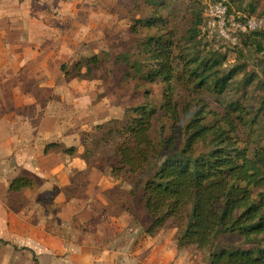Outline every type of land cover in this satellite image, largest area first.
I'll list each match as a JSON object with an SVG mask.
<instances>
[{"label":"rangeland","instance_id":"374dc122","mask_svg":"<svg viewBox=\"0 0 264 264\" xmlns=\"http://www.w3.org/2000/svg\"><path fill=\"white\" fill-rule=\"evenodd\" d=\"M150 1L121 0L119 4L103 5L102 13L109 20L105 21L104 37L101 39L103 43L100 46L86 43L84 46L83 42L76 49L72 46V49L67 48V51L58 53L57 60L53 57L46 63V67L42 68L39 83H35V91H39L43 98L35 101V99L28 100L22 96L19 108L27 113L24 116L27 123H34L33 114L40 111L45 116L50 115L51 118L57 119L60 125L55 128L57 132L46 133L53 135L47 139L35 136L46 135L35 133V131L2 132L0 130V146L6 147L2 150L4 156L0 154V157H7L9 167L20 170L22 176L31 177V173L25 167L29 156L25 159V164L22 159L16 158L20 145L23 149L20 153L25 157L28 146H32L30 151L34 155L33 150L43 140V144L50 139L63 142L62 138L66 137L72 145L77 144L85 151L91 141L90 137L95 138L101 135L96 130L98 125L107 124L114 119L122 120L129 107L144 103L158 110L152 137L159 145L160 159L172 154L173 148H167L169 140H174L177 148L181 147L185 138V124L190 119V115L202 108L206 111L210 121L215 120L216 116L226 114L227 111L232 113L239 124L238 135L242 143L250 144L252 147H264V111L259 110L264 98V34H261L264 30L250 35L246 41L236 47L220 39L207 42L201 39L200 35L190 42L191 40L186 36L187 31L192 22L196 21V15L205 12L211 0H156L159 3L158 6ZM157 14L168 17V26L175 27L180 34L181 52L184 54L200 52L202 55L220 54L221 57L225 55L227 58L220 73L225 75L233 69L237 70V74L223 95L201 89L196 86V83H189V76L179 70L178 75H183L184 78L180 81L182 83L176 84L175 101L180 108L179 121L171 119L162 108L163 84L151 83L140 78L134 72L135 68L131 67L132 64L139 63L144 58V54L140 56L138 54V40L156 31L155 29L148 31L145 28L139 35H134L129 25L133 19L157 16ZM255 15L264 17L263 1L258 5ZM97 47L107 48L105 51L107 53L102 55L101 66L93 72L95 78H69L60 71L62 62L67 61L69 65H73L80 58L94 54ZM27 64L35 68V63L28 62ZM37 68H40L39 65L35 69ZM28 71L31 72L32 68ZM47 79L48 82H45ZM249 79H252L251 83H248ZM33 88L34 84L30 82L22 87V91L26 95H31ZM231 103H236L238 108L233 110L229 107ZM243 122L246 124L244 125ZM63 145L70 147V144L66 142ZM202 147L204 148L203 144H200L199 148ZM76 156H72L71 159H76ZM108 156L107 154L105 159H108ZM99 159V162L95 163L97 167L94 165L93 158L85 159L87 172L97 171L103 175L101 177L103 182H98L100 185L98 188H91L89 192L78 197L70 196L68 201L61 204L62 200L53 203V196H61L57 186L53 196L44 201L49 209H54L49 218L53 226L57 224L58 218H60L61 226L79 225L82 230H85L84 226L87 224L107 225L110 222L117 228L115 231L117 235L113 231L110 238L104 235L99 243L103 250L114 254L112 257H116L117 260L113 264L119 262L122 264H209L212 247L199 249L193 245L180 246L179 236L182 228L173 221L166 224L155 236L146 232L150 216L144 207L142 187L147 178L160 165L161 160L155 161L151 167L152 170L150 169L148 173L135 179L128 174L116 176L110 164L108 165L106 160L103 162V159ZM52 162L55 165L60 163L59 159ZM61 166L63 169L60 172L67 170L66 162L57 167ZM72 193L76 195L78 192L70 190L69 195ZM62 207L65 210L60 212ZM227 243L247 246L243 238L238 236L225 235L216 242V244ZM91 263L80 262V264Z\"/></svg>","mask_w":264,"mask_h":264},{"label":"trees","instance_id":"16d2710c","mask_svg":"<svg viewBox=\"0 0 264 264\" xmlns=\"http://www.w3.org/2000/svg\"><path fill=\"white\" fill-rule=\"evenodd\" d=\"M262 1L264 3V0H229V14L255 15ZM150 3L159 5L156 0ZM204 14V11L198 13L188 29L186 36L190 42L198 35L207 42L218 39L209 38L201 31ZM168 25V17L158 14L133 19L130 31L134 35L145 28L156 32L138 40V54H144V58L131 67L140 78L163 84L162 108L171 119L179 121L176 84L184 80L183 75H178L179 70L189 76V83L219 95L228 90L237 70L225 75L220 73L225 55L184 54L180 34ZM262 30L242 36L238 45ZM105 51L82 57L73 65L63 64L65 77L95 78L93 72L103 63ZM235 104L229 107L235 110L238 108ZM259 110L264 111V98ZM157 113L155 107L144 103L129 107L122 120L98 125L96 130L101 135L90 137L82 157L93 158L95 167L99 158L106 160L116 176L128 174L135 179L148 173L153 163L161 160L142 187L144 207L150 216L146 232L155 236L173 221L182 228L180 246L212 247L209 264H264V147L242 143L239 124L232 113L227 111L210 121L202 108L190 115L185 124L181 147L177 148L175 141L169 140L167 148H173L172 154L160 159L159 145L152 137ZM200 144L203 149L199 148ZM58 149L72 156L78 154L76 146L67 147L59 142L47 144L45 153ZM107 154L108 159H105ZM33 181L32 176L16 177L10 183V190L21 191L31 187ZM225 235L242 237L247 246L216 244Z\"/></svg>","mask_w":264,"mask_h":264},{"label":"crops","instance_id":"0c3cea01","mask_svg":"<svg viewBox=\"0 0 264 264\" xmlns=\"http://www.w3.org/2000/svg\"><path fill=\"white\" fill-rule=\"evenodd\" d=\"M120 1L0 0L2 132L35 131L44 134L57 132L55 128L60 122L40 111L33 114L34 123H27L24 120L27 113L19 108V101L22 100V96L35 101L43 98L39 91H35V83H39L42 68H45L46 63L53 57L56 59L58 53L67 51V48L72 49V46L76 49L83 42L84 46L86 43L100 46L103 43L101 39L104 37L105 21H109L102 13L103 5L119 4ZM105 50L107 48L97 47L94 52L101 53ZM28 62L35 63V68L37 65L40 68L36 70L31 65L27 66ZM65 63L68 62L60 64L61 72H63L61 67ZM31 68L32 71L29 72L28 69ZM30 82L34 84V90L31 95H26L22 87ZM45 82H48V79ZM35 136L47 139L53 135ZM62 140L63 142L50 139L44 144L43 140L33 150L34 155L30 151L32 146H28L25 157L20 153L23 151L21 145L17 146L20 149L16 152V158L22 159L25 164V159L29 156L25 167L34 180L31 187L21 191L10 190L11 181L22 176L20 170L9 167L7 157H0V264H80L81 261L92 262L91 264H113L117 260L116 257H112L114 254L103 250L99 243L104 235L110 238L111 232L116 231L117 228L110 222L107 225L87 224L84 226L85 230L79 225L61 226L60 218L54 226L49 222L50 213L54 209H49L44 201L53 196L55 187L58 186L61 196H53V203L62 200L63 204L69 200L68 197L81 196L91 188H98L100 186L98 182H103L101 178L103 175L97 171L90 173L86 171V162L81 155L84 152L83 148L77 144L72 145L66 137ZM51 142L63 144L66 142L70 146H76L79 155L77 154L76 159H71L72 156L61 149L45 153L46 145ZM4 148L6 147L0 146L1 156H4L2 153ZM55 159H59L60 163L55 165L52 162ZM64 162L68 165L65 166L67 170L60 172L63 167L57 166L63 165ZM70 190H76L78 193L69 195ZM61 210L64 211V207L60 208V212Z\"/></svg>","mask_w":264,"mask_h":264},{"label":"built area","instance_id":"2783aa9c","mask_svg":"<svg viewBox=\"0 0 264 264\" xmlns=\"http://www.w3.org/2000/svg\"><path fill=\"white\" fill-rule=\"evenodd\" d=\"M229 0H211L205 10L201 31L234 47L242 36L264 28V17L246 12L229 14Z\"/></svg>","mask_w":264,"mask_h":264}]
</instances>
